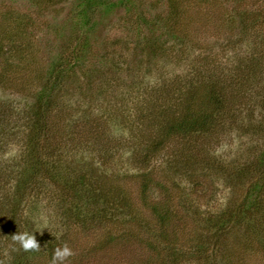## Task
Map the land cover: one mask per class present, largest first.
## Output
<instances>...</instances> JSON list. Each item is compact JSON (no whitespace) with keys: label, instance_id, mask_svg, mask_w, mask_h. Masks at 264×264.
Here are the masks:
<instances>
[{"label":"rangeland","instance_id":"obj_1","mask_svg":"<svg viewBox=\"0 0 264 264\" xmlns=\"http://www.w3.org/2000/svg\"><path fill=\"white\" fill-rule=\"evenodd\" d=\"M113 1L98 9L84 44L80 0H0V264H16L13 241L2 237L15 220L41 247L25 264H49L64 243L76 253L71 264H264V0ZM172 12L175 35L167 36ZM60 54L75 65L42 142L57 149V177L40 175L19 201L24 112L40 89L35 79ZM191 85L196 107L211 86L221 97L213 132L189 145L175 140L168 155L142 165L160 116ZM80 176L122 211L98 218L97 200L83 208L84 224L76 220L64 182ZM254 182L261 207L239 216ZM229 215L237 220L215 237V221Z\"/></svg>","mask_w":264,"mask_h":264},{"label":"trees","instance_id":"obj_2","mask_svg":"<svg viewBox=\"0 0 264 264\" xmlns=\"http://www.w3.org/2000/svg\"><path fill=\"white\" fill-rule=\"evenodd\" d=\"M125 5V1L120 0L119 5ZM117 4L113 0H80L79 2V11L76 12L75 17H78L80 27L84 30L82 38L85 44L87 40V33H91L94 30L95 25H97L98 9L100 7L106 8L108 10L116 6ZM177 14L172 12L170 16L167 17V20L163 23L165 26L163 33L167 36H174V26L176 23ZM157 21V20H156ZM160 21V20H159ZM157 21L156 23H159ZM82 47L77 51L79 52ZM11 50V49H10ZM7 52V50H6ZM77 52H71V58L74 61L77 58ZM76 53V54H75ZM61 55V54H60ZM9 65V63H8ZM75 65L70 63L68 60L62 59V55L56 58V61H52L51 65L46 69V72L43 75H40L35 80L39 83L40 89H38L33 94V102L24 112V126L27 128V133L25 135V145H24V155H23V166L21 167V173L24 174L22 179H19L16 183V192L19 197V201H22L26 188L32 183H37V178L40 175H43L46 179L52 180L57 177V162H53L55 157V152L57 149H46L42 144L48 138V133L50 130V124L47 120L48 116L52 112L53 108L56 107V94L58 88L60 87L61 82L67 74L69 69ZM1 79L3 78L0 77ZM0 79V81H1ZM189 93L185 94L181 103L176 105V109L172 110L170 115L160 116L159 122L156 124V132L154 137L148 141L143 147V155L141 157V163L145 166L149 165L151 161H154L159 156L164 154L168 155L169 149L171 148V142L175 140H181L185 145H189L190 138L193 136H205L213 132L215 123L219 121V115L221 116V107L222 103L221 97L216 93L214 88L211 86L204 93L206 101L200 106H195L196 100V89L193 85L188 87ZM173 108L174 105L172 106ZM187 140V141H186ZM43 142V143H42ZM44 151L47 154L44 156ZM173 152V151H172ZM175 154V153H174ZM47 157V158H46ZM264 159L260 161V166H262ZM20 169V170H21ZM26 174V175H25ZM144 176V175H143ZM63 183V182H62ZM65 186L70 189V194L67 195V198L71 199V203L68 208H72L76 211L75 214L76 220L82 224L85 223L81 213L83 214V208L86 211V207L90 204H94L97 200L102 204L101 209H97L93 214H96L98 218H103L106 214V210H113L116 212L122 211L125 207L124 205L117 203L113 199H108V197L100 193L99 189H96V186L93 185L85 176H80L77 180L73 182L65 181ZM150 183L146 179L143 180L142 193H145L148 189ZM100 195V197H99ZM261 196H262V184L254 182L247 188L244 201L242 204V209L239 212L245 214L253 211V209L259 210L261 205ZM110 200H113L110 202ZM86 201V202H85ZM63 202V200H62ZM119 202V201H118ZM19 203V202H18ZM105 206V207H104ZM240 208V209H241ZM68 210V209H67ZM158 217L160 224L164 225L167 218L165 215H162L157 210L154 211ZM80 214V215H78ZM80 217V218H79ZM233 220H237L234 215H229L226 218L221 217L215 221L214 226H216L215 237H222L219 233L220 230L226 229L231 225ZM19 221L15 220L8 227L10 228L8 234H3V244L12 243L11 235L17 233L19 229ZM19 246L14 245V247H9L8 255L13 262L16 264H25L24 258L27 256V253L23 250L15 251L14 248ZM53 249V248H52ZM170 250V249H169ZM173 250V249H172ZM52 255V251L50 252Z\"/></svg>","mask_w":264,"mask_h":264},{"label":"clouds","instance_id":"obj_3","mask_svg":"<svg viewBox=\"0 0 264 264\" xmlns=\"http://www.w3.org/2000/svg\"><path fill=\"white\" fill-rule=\"evenodd\" d=\"M11 240L14 245H18V248H14L15 251L23 250L24 252H39L41 247L35 238L33 233L28 232H17L11 235ZM76 253L67 244L64 243L62 246L56 247L52 251V256L49 264H71V258L74 257Z\"/></svg>","mask_w":264,"mask_h":264}]
</instances>
